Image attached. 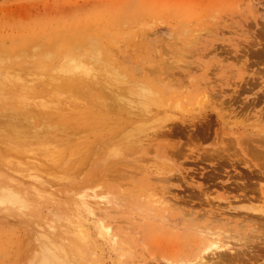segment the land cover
I'll return each instance as SVG.
<instances>
[{
    "label": "rangeland",
    "instance_id": "1",
    "mask_svg": "<svg viewBox=\"0 0 264 264\" xmlns=\"http://www.w3.org/2000/svg\"><path fill=\"white\" fill-rule=\"evenodd\" d=\"M76 43L163 102L128 155L125 110L44 147L0 111V264H264V0H0V94L44 89Z\"/></svg>",
    "mask_w": 264,
    "mask_h": 264
},
{
    "label": "bare ground",
    "instance_id": "2",
    "mask_svg": "<svg viewBox=\"0 0 264 264\" xmlns=\"http://www.w3.org/2000/svg\"><path fill=\"white\" fill-rule=\"evenodd\" d=\"M83 48L86 49L83 50ZM89 48L83 47V45L79 43L69 45L62 59L56 63L57 67L59 66L61 69L57 70L54 68L53 74L47 78L49 82L41 84V79H44L41 78L40 84L37 83L39 86H37V84H32L36 87L46 86L41 91H36L35 93L28 89H23V91L13 93V98H15L13 100L5 98V93L0 94V111H7L8 109L11 110V108H14L12 113L3 115L6 116L7 119V122L4 121L6 126L5 135L13 138L16 143H20L19 138L22 139V134H32L34 130H38V128H40L39 126L43 125V135L46 142H43L41 147H44L43 145H46L47 141L57 146L64 145L72 135L77 133L88 130L91 131L90 134L96 135L103 127L105 128V126H112L113 123H118L119 125L120 122L122 123L119 118V113H121V110H125V122L123 123L126 126H129L127 122L130 123L136 116L140 117L138 119L141 123H135L136 125L133 127V131L135 132L128 133L126 136L123 134L124 138H122L124 141H122L123 143L121 142V145L124 144V147L121 148L122 150L118 149L117 152H119L118 154L128 155L134 152L144 151L143 144L149 141L147 140L150 135L147 133L148 127L154 124L150 123L152 120V116L150 115L153 113V108L161 105L163 100L159 97H154L151 89L145 86L146 89L144 85L143 87L146 90H144L143 87L142 90L136 89V87L139 86L138 84L136 87L134 86V90L136 89L135 91L131 90L132 88L129 89L133 81L125 80L126 78H123L124 74L122 73V76L120 70H118V72L113 69L110 62L104 59L101 60L102 56L97 54L95 50ZM82 59H85L86 65L82 63ZM38 71L41 74L40 76L47 74L44 72L46 70ZM42 96H45L43 102L36 103L37 101H31L36 97L40 98ZM133 97L139 100L138 103L134 102L136 103L134 106L130 104ZM48 103H51L53 106H49ZM70 107L80 108L74 111L73 109H69ZM67 109H69L71 114ZM1 122H3V120ZM133 141L135 142L132 143ZM51 150L52 149H50V151ZM213 237L214 235L211 236V238ZM210 248L219 249L220 251L215 259L216 263L229 261L231 254L222 251L226 250L225 247L218 248L217 244L211 243ZM58 260L59 258H57L55 254H50L44 257L40 264H56Z\"/></svg>",
    "mask_w": 264,
    "mask_h": 264
}]
</instances>
